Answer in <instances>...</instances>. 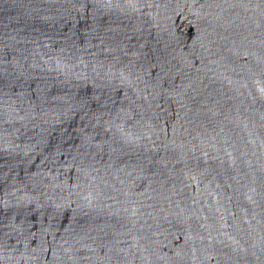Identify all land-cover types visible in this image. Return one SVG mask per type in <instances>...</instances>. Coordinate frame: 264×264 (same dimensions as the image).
Listing matches in <instances>:
<instances>
[{"label":"water","instance_id":"water-1","mask_svg":"<svg viewBox=\"0 0 264 264\" xmlns=\"http://www.w3.org/2000/svg\"><path fill=\"white\" fill-rule=\"evenodd\" d=\"M0 264H264V0H0Z\"/></svg>","mask_w":264,"mask_h":264}]
</instances>
